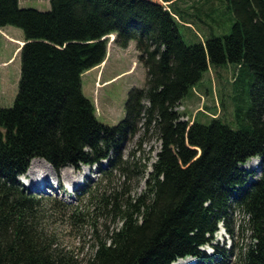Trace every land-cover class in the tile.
<instances>
[{
  "label": "trees",
  "instance_id": "16d2710c",
  "mask_svg": "<svg viewBox=\"0 0 264 264\" xmlns=\"http://www.w3.org/2000/svg\"><path fill=\"white\" fill-rule=\"evenodd\" d=\"M185 1L50 0V10L39 11L0 0V29L24 34L18 95L13 107H0V264H173L188 257L219 264L225 251L214 236L222 224L234 237L235 210L251 238L240 261L264 264V0H192L199 5L189 6L192 13L179 6ZM222 4L235 19L230 34L188 45L176 19L209 28ZM110 36L122 49L134 41L146 69L145 87L129 91L115 126L98 121L82 92V76L104 63ZM222 65L234 68L238 129L215 119L182 121L177 110L189 89ZM141 130L161 142L145 190L136 198L119 190L98 198L97 210L111 212L115 224H89L90 253L79 259L59 243L43 205L17 178L34 159L56 171L98 166L106 176L128 163L123 146ZM256 157L263 162L259 176L241 168ZM69 217L80 220L77 209Z\"/></svg>",
  "mask_w": 264,
  "mask_h": 264
},
{
  "label": "rangeland",
  "instance_id": "374dc122",
  "mask_svg": "<svg viewBox=\"0 0 264 264\" xmlns=\"http://www.w3.org/2000/svg\"><path fill=\"white\" fill-rule=\"evenodd\" d=\"M20 1L22 9L49 11L51 8L50 0ZM195 3L192 0H186L179 6L185 10ZM215 4L217 5V1ZM222 5L215 20L209 22V28L197 21L188 25L176 19L179 31L188 45L204 43L213 35L230 34L235 19L232 11L225 4ZM189 12H194V9H189ZM114 38L115 36H110L108 39L107 57L102 66L82 76L83 94L94 103L98 121L108 126H115L124 119L129 91L132 88L143 89L146 85V69L138 60L136 43L132 41L128 48L122 49L114 44ZM23 41L24 34L21 29L13 26L0 29V107L2 108L13 107L18 95L21 76L19 51L24 44ZM233 70L231 65L210 67L203 74L201 81L189 89L183 103L180 104L177 111L183 115L182 118L188 122L196 120L204 125H209L215 119L238 129L235 123L234 105L230 99L234 90ZM237 104L240 105V102ZM160 151L161 142L157 135L151 131L145 133L141 130L130 137L123 146V160L128 163L121 168L109 171L106 176L100 173L98 166L65 167L56 171L50 164L34 159L27 172L17 179L43 205L47 212L46 224L56 233L59 243L64 248L79 254V259H82L88 256L92 245V231L89 224H115L111 212L108 214L101 209L97 210L98 198L109 195L114 190L124 193L125 198L139 196L145 190V179L152 171V164L156 162ZM254 159L249 160L241 168L248 172L255 171L259 176L261 169L252 166L255 163ZM42 162L50 166L51 170ZM32 164H41L48 168L45 178L49 180V185L45 187V192L30 190L32 185L29 172ZM144 166L147 168L145 174L142 173ZM101 167L106 168L107 162L103 161ZM70 173L74 177L73 180L67 177ZM41 179L42 177H39L36 182ZM253 180L254 178H250L248 182ZM75 209L78 211L79 221L69 217ZM245 219L242 211L235 210L232 213L229 225L234 231V237H229L223 225H219L214 241L218 243L220 249L225 251L219 264H242L240 253L251 243L250 231L245 226ZM69 224L86 225L82 230H74ZM203 250L209 255L213 251L210 246H206ZM187 261L195 263L194 259H187Z\"/></svg>",
  "mask_w": 264,
  "mask_h": 264
},
{
  "label": "bare ground",
  "instance_id": "6f19581e",
  "mask_svg": "<svg viewBox=\"0 0 264 264\" xmlns=\"http://www.w3.org/2000/svg\"><path fill=\"white\" fill-rule=\"evenodd\" d=\"M21 47V46H20ZM20 49V48H19ZM260 161L259 162H256V163H253L252 166H256V168H259L262 169V159L261 158H258ZM45 166H47L49 168V170H51L50 166H48L46 163L42 162ZM48 168H45L44 166H42L41 164L40 165H37V164H32L31 166V169H30V172H29V176H31V185L30 186V190L31 191H37V192H42V189L39 187V184L40 183H44V185L48 186L49 185V180H47L45 178V175L48 173L47 169ZM39 177H42L41 180H39L38 182H36V180L39 178ZM67 177L70 179V180H73V176L70 174L67 175ZM29 179V178H28ZM45 186V187H46ZM46 190V188L44 189ZM179 262H183L182 264H192L190 261H179ZM178 262V263H179ZM177 264V263H176Z\"/></svg>",
  "mask_w": 264,
  "mask_h": 264
},
{
  "label": "crops",
  "instance_id": "0c3cea01",
  "mask_svg": "<svg viewBox=\"0 0 264 264\" xmlns=\"http://www.w3.org/2000/svg\"><path fill=\"white\" fill-rule=\"evenodd\" d=\"M205 1V0H204ZM202 2V1H201ZM21 3V1L19 0V4ZM5 28H7V27H5ZM21 44V43H20ZM102 66V65H101ZM101 66H98V67H96V68H99V67H101ZM96 68H94V69H96ZM93 70V69H92Z\"/></svg>",
  "mask_w": 264,
  "mask_h": 264
},
{
  "label": "clouds",
  "instance_id": "9594fccd",
  "mask_svg": "<svg viewBox=\"0 0 264 264\" xmlns=\"http://www.w3.org/2000/svg\"><path fill=\"white\" fill-rule=\"evenodd\" d=\"M255 159H256V162H259L260 161L257 157Z\"/></svg>",
  "mask_w": 264,
  "mask_h": 264
},
{
  "label": "water",
  "instance_id": "95a60500",
  "mask_svg": "<svg viewBox=\"0 0 264 264\" xmlns=\"http://www.w3.org/2000/svg\"><path fill=\"white\" fill-rule=\"evenodd\" d=\"M40 160H42V161H44V162H46V163H48L47 161H45L44 159H40ZM49 164V163H48Z\"/></svg>",
  "mask_w": 264,
  "mask_h": 264
},
{
  "label": "built area",
  "instance_id": "2783aa9c",
  "mask_svg": "<svg viewBox=\"0 0 264 264\" xmlns=\"http://www.w3.org/2000/svg\"><path fill=\"white\" fill-rule=\"evenodd\" d=\"M182 120H183V121H185V119H184V118H182Z\"/></svg>",
  "mask_w": 264,
  "mask_h": 264
}]
</instances>
